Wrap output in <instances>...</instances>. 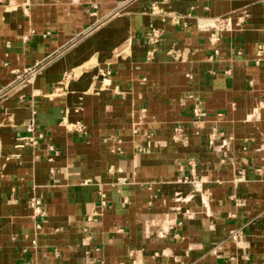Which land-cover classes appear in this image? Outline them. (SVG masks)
<instances>
[{"label": "crops", "instance_id": "crops-1", "mask_svg": "<svg viewBox=\"0 0 264 264\" xmlns=\"http://www.w3.org/2000/svg\"><path fill=\"white\" fill-rule=\"evenodd\" d=\"M34 67L0 264H264V0H0V90Z\"/></svg>", "mask_w": 264, "mask_h": 264}, {"label": "built area", "instance_id": "built-area-1", "mask_svg": "<svg viewBox=\"0 0 264 264\" xmlns=\"http://www.w3.org/2000/svg\"><path fill=\"white\" fill-rule=\"evenodd\" d=\"M159 42H160V33L157 30L152 29L150 34L148 35V44L151 46V49L147 53V59H146L147 61L152 59V56L156 51V46L159 44ZM38 71L39 69L34 67L32 69H27L20 74H15L12 84L7 88L0 90V92L2 93V97H5L6 94L11 93L12 91H18L21 88L25 87L26 85L31 84L35 76L37 75ZM198 114H199V107L193 110L194 117L198 118L199 117ZM76 128L77 131L83 132L82 127H76ZM26 131L30 134L33 132L32 124L26 127ZM21 142L23 143V145L34 146L36 144V139L33 138L32 136H29L27 138L22 139ZM100 199H101L100 205L104 207L106 205L104 196L101 195ZM30 207L32 209L33 218L34 219L38 218L41 215V211H42L40 201L32 199L30 201Z\"/></svg>", "mask_w": 264, "mask_h": 264}]
</instances>
